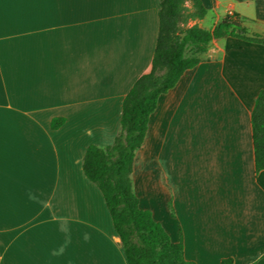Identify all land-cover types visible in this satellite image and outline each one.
Listing matches in <instances>:
<instances>
[{
    "label": "crops",
    "instance_id": "0c3cea01",
    "mask_svg": "<svg viewBox=\"0 0 264 264\" xmlns=\"http://www.w3.org/2000/svg\"><path fill=\"white\" fill-rule=\"evenodd\" d=\"M201 2L189 26L237 15L264 34V0ZM158 12L159 0H0V264H126L81 164L87 146L112 144L123 98L150 71ZM262 89L264 47L224 37L149 116L132 189L193 264H264L250 125Z\"/></svg>",
    "mask_w": 264,
    "mask_h": 264
},
{
    "label": "trees",
    "instance_id": "16d2710c",
    "mask_svg": "<svg viewBox=\"0 0 264 264\" xmlns=\"http://www.w3.org/2000/svg\"><path fill=\"white\" fill-rule=\"evenodd\" d=\"M206 12L201 0H159L151 69L134 82L123 98L120 129L112 144L105 148L89 145L84 151L83 174L103 197L126 264H193L184 259L181 241L172 242L151 213L139 207L132 189L134 155L143 142L158 97L200 62L212 40L233 37L264 47V34L248 33L237 15H226L211 29L188 25L202 19ZM62 123V118H55L50 126L55 129ZM250 125L254 167L259 171L264 169V89L254 100ZM220 264L233 261L224 258Z\"/></svg>",
    "mask_w": 264,
    "mask_h": 264
},
{
    "label": "water",
    "instance_id": "95a60500",
    "mask_svg": "<svg viewBox=\"0 0 264 264\" xmlns=\"http://www.w3.org/2000/svg\"><path fill=\"white\" fill-rule=\"evenodd\" d=\"M233 25H236L237 26V25H239V23L238 22H233Z\"/></svg>",
    "mask_w": 264,
    "mask_h": 264
},
{
    "label": "rangeland",
    "instance_id": "374dc122",
    "mask_svg": "<svg viewBox=\"0 0 264 264\" xmlns=\"http://www.w3.org/2000/svg\"><path fill=\"white\" fill-rule=\"evenodd\" d=\"M209 19H211V17H208V18H207V22H209ZM207 22H206V23H207Z\"/></svg>",
    "mask_w": 264,
    "mask_h": 264
}]
</instances>
